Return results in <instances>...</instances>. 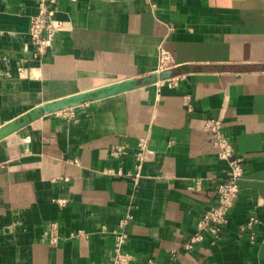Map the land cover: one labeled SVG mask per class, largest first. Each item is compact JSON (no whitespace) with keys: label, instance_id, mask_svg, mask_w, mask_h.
Masks as SVG:
<instances>
[{"label":"crops","instance_id":"1","mask_svg":"<svg viewBox=\"0 0 264 264\" xmlns=\"http://www.w3.org/2000/svg\"><path fill=\"white\" fill-rule=\"evenodd\" d=\"M45 6L53 28L37 59L29 24L38 0H0V126L44 102L159 72L160 49L173 63L169 79L0 139V264H106L124 222L131 264H264V0ZM211 119L243 174L219 238L204 233L186 249L229 173ZM142 137L150 152L135 181L126 173ZM117 148L124 153L112 155Z\"/></svg>","mask_w":264,"mask_h":264},{"label":"built area","instance_id":"2","mask_svg":"<svg viewBox=\"0 0 264 264\" xmlns=\"http://www.w3.org/2000/svg\"><path fill=\"white\" fill-rule=\"evenodd\" d=\"M39 11L32 16L29 24V35L33 45V57L40 59L45 53L47 34L53 28L52 11L45 6V0H38ZM171 55L164 49L159 51L158 70L163 71L171 64ZM206 128L212 134L213 144L218 148V156L227 160L229 164V173L227 177L218 183L216 187V202L211 205L201 216L197 222V232L192 236L189 242L185 244L186 249L192 248L193 244L202 240L204 233H210L214 238L218 239L221 231L228 222V212L235 203L239 193V180L243 174L242 158L235 154V150L229 139L225 136L221 128V122L217 119H211L206 122ZM150 152L147 146V139L139 138L136 150L133 153L134 170L126 174L137 180L140 174L141 163L145 160ZM124 153L121 148H117L111 152L112 155H120ZM59 205L65 203V199L57 200ZM256 222L254 217L241 227L251 228ZM120 228L114 231L113 255L111 260L106 264H131L133 256L124 249L125 235ZM54 231V230H53ZM51 240L56 241V236L52 233ZM151 264V262H149Z\"/></svg>","mask_w":264,"mask_h":264},{"label":"water","instance_id":"3","mask_svg":"<svg viewBox=\"0 0 264 264\" xmlns=\"http://www.w3.org/2000/svg\"><path fill=\"white\" fill-rule=\"evenodd\" d=\"M170 71L163 70L136 79H124L93 90L81 92L53 101L44 102L29 111L23 113L14 120L0 126V139L12 133L18 128L26 125L30 121L46 114L58 112L60 110L76 106L88 100L99 99L114 95L123 91L135 89L137 87L151 85L160 80L169 79Z\"/></svg>","mask_w":264,"mask_h":264}]
</instances>
